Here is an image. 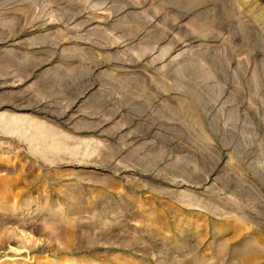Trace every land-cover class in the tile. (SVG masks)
Returning a JSON list of instances; mask_svg holds the SVG:
<instances>
[{"label": "rangeland", "instance_id": "374dc122", "mask_svg": "<svg viewBox=\"0 0 264 264\" xmlns=\"http://www.w3.org/2000/svg\"><path fill=\"white\" fill-rule=\"evenodd\" d=\"M0 264H264V0H0Z\"/></svg>", "mask_w": 264, "mask_h": 264}]
</instances>
